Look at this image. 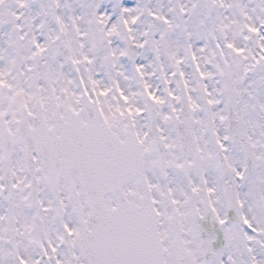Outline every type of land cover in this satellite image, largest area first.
Returning a JSON list of instances; mask_svg holds the SVG:
<instances>
[{"label":"snow or ice","instance_id":"1","mask_svg":"<svg viewBox=\"0 0 264 264\" xmlns=\"http://www.w3.org/2000/svg\"><path fill=\"white\" fill-rule=\"evenodd\" d=\"M0 264H264V0H0Z\"/></svg>","mask_w":264,"mask_h":264}]
</instances>
